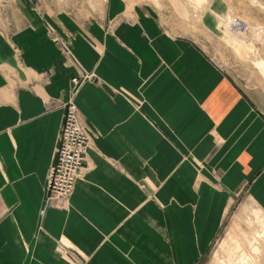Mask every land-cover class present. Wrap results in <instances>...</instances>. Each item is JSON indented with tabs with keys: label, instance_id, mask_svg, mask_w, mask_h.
Here are the masks:
<instances>
[{
	"label": "crops",
	"instance_id": "1",
	"mask_svg": "<svg viewBox=\"0 0 264 264\" xmlns=\"http://www.w3.org/2000/svg\"><path fill=\"white\" fill-rule=\"evenodd\" d=\"M175 15L140 0L88 20L0 4V264H197L236 203L264 213V101ZM70 98L90 143L57 207Z\"/></svg>",
	"mask_w": 264,
	"mask_h": 264
},
{
	"label": "rangeland",
	"instance_id": "2",
	"mask_svg": "<svg viewBox=\"0 0 264 264\" xmlns=\"http://www.w3.org/2000/svg\"><path fill=\"white\" fill-rule=\"evenodd\" d=\"M18 1L21 0H0V4L3 9V6ZM140 1H152L159 8L170 6L177 19L182 17L191 21L194 39L226 75L242 91L255 94L259 103L264 101V0ZM34 3L39 8L88 20L103 10L105 0H34ZM233 17L243 19L250 30L240 33L232 29L230 20ZM83 126L87 154L90 135L84 123ZM84 171L83 166L79 179ZM241 197L245 200V194ZM244 205L242 202L234 205L212 247L197 264H264V241L250 240L255 230H264V213L256 210L251 214Z\"/></svg>",
	"mask_w": 264,
	"mask_h": 264
},
{
	"label": "built area",
	"instance_id": "3",
	"mask_svg": "<svg viewBox=\"0 0 264 264\" xmlns=\"http://www.w3.org/2000/svg\"><path fill=\"white\" fill-rule=\"evenodd\" d=\"M240 19L233 17L231 26L240 33H247L250 27ZM74 84L79 87L81 81L74 79ZM86 146L80 112L74 98H70L65 107L56 159L48 179V199L57 207H63L74 192L86 160Z\"/></svg>",
	"mask_w": 264,
	"mask_h": 264
},
{
	"label": "bare ground",
	"instance_id": "4",
	"mask_svg": "<svg viewBox=\"0 0 264 264\" xmlns=\"http://www.w3.org/2000/svg\"><path fill=\"white\" fill-rule=\"evenodd\" d=\"M241 20V19H240ZM242 21V20H241ZM243 22V21H242ZM244 23V22H243ZM233 29V28H232Z\"/></svg>",
	"mask_w": 264,
	"mask_h": 264
}]
</instances>
